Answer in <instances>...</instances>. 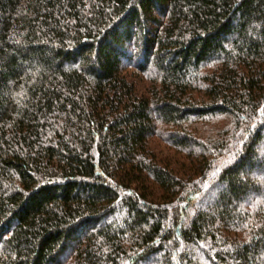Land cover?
<instances>
[{
  "label": "trees",
  "instance_id": "16d2710c",
  "mask_svg": "<svg viewBox=\"0 0 264 264\" xmlns=\"http://www.w3.org/2000/svg\"><path fill=\"white\" fill-rule=\"evenodd\" d=\"M0 264H264V0H0Z\"/></svg>",
  "mask_w": 264,
  "mask_h": 264
}]
</instances>
